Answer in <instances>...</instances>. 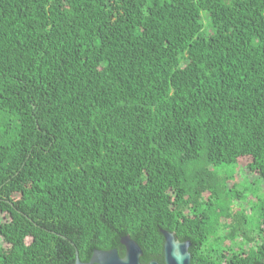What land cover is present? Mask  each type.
Instances as JSON below:
<instances>
[{
	"label": "trees",
	"instance_id": "trees-1",
	"mask_svg": "<svg viewBox=\"0 0 264 264\" xmlns=\"http://www.w3.org/2000/svg\"><path fill=\"white\" fill-rule=\"evenodd\" d=\"M243 158L264 187V0H0V264H264Z\"/></svg>",
	"mask_w": 264,
	"mask_h": 264
},
{
	"label": "water",
	"instance_id": "water-1",
	"mask_svg": "<svg viewBox=\"0 0 264 264\" xmlns=\"http://www.w3.org/2000/svg\"><path fill=\"white\" fill-rule=\"evenodd\" d=\"M162 243V262L163 264H189L190 255L187 251L188 243H180L174 240L171 233L161 231ZM120 244L124 248V255L119 257L115 249L107 251H94L89 260L82 263L78 260L75 253L73 264H141V250L139 246L128 236L120 239ZM147 264H158L156 261H149Z\"/></svg>",
	"mask_w": 264,
	"mask_h": 264
},
{
	"label": "rangeland",
	"instance_id": "rangeland-1",
	"mask_svg": "<svg viewBox=\"0 0 264 264\" xmlns=\"http://www.w3.org/2000/svg\"><path fill=\"white\" fill-rule=\"evenodd\" d=\"M201 21L204 26L205 31L207 26V19L205 16V13L201 12ZM248 159L243 158L237 161V164L234 166H226L223 167V171L227 172L230 171V173L233 174V177L236 178V181L241 183L238 187L239 189H246L248 191L249 198H252L254 196H257V194H260L261 190H264V187L262 186V182H260L257 178V175L255 173H250L249 171L251 169L247 168ZM234 169V170H233ZM4 218L2 215H0V222L3 221ZM0 247H6L1 241H0Z\"/></svg>",
	"mask_w": 264,
	"mask_h": 264
},
{
	"label": "flooded vegetation",
	"instance_id": "flooded-vegetation-1",
	"mask_svg": "<svg viewBox=\"0 0 264 264\" xmlns=\"http://www.w3.org/2000/svg\"><path fill=\"white\" fill-rule=\"evenodd\" d=\"M172 235H173V237H174V234L173 233H171ZM179 234H180V236H184V235H195V234H197L196 233V231H190V232H179ZM174 240H176V241H178V242H180V243H188L189 245H188V247H187V251H188V253H189V249L192 247V243L190 242V240H187V239H184V240H178L177 238H175L174 237ZM189 255H190V253H189ZM190 258H191V256H190ZM190 264V263H189ZM223 264H227L226 262H224Z\"/></svg>",
	"mask_w": 264,
	"mask_h": 264
}]
</instances>
